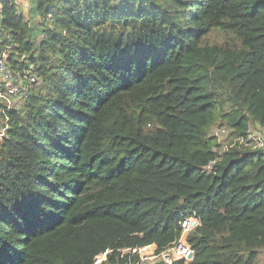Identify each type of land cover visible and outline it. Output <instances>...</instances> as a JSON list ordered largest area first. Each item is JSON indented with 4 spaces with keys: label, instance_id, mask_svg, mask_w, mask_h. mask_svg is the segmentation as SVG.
Here are the masks:
<instances>
[{
    "label": "trees",
    "instance_id": "16d2710c",
    "mask_svg": "<svg viewBox=\"0 0 264 264\" xmlns=\"http://www.w3.org/2000/svg\"><path fill=\"white\" fill-rule=\"evenodd\" d=\"M0 5V53L41 80L0 112V264H126L192 213L190 264H257L264 156L209 131L264 129V0Z\"/></svg>",
    "mask_w": 264,
    "mask_h": 264
},
{
    "label": "built area",
    "instance_id": "2783aa9c",
    "mask_svg": "<svg viewBox=\"0 0 264 264\" xmlns=\"http://www.w3.org/2000/svg\"><path fill=\"white\" fill-rule=\"evenodd\" d=\"M12 46H5L4 50L0 53V103L3 106L0 108V112L5 115L7 111L12 109H20L24 104V101L28 98L29 94L35 90L40 84L41 80L37 77L35 68L33 65H24L22 68H13L9 62V54L12 52ZM22 63V61H20ZM6 128L0 130V139L5 133ZM217 130L218 132L226 134L225 139L220 141L219 134L215 138L218 147H214L213 151L219 148V156L222 152H226L229 149L236 148L241 152H257L264 156V129L258 126L257 130L248 128V131L244 135L237 137L230 136V130L226 129ZM216 160L209 163L204 169L210 171L211 166L219 161ZM199 225V220L194 213L184 217L180 223V234L171 242L168 246L160 251H157L156 246H153L152 250L143 253V250L150 248V246L143 248H126L120 250L121 255H128L130 259L137 256L136 261H130L127 264H154L161 261L162 264H174V261L178 260L183 264H190L195 257L194 248L188 243L187 236ZM96 257L94 264H100L105 255ZM101 258V259H100Z\"/></svg>",
    "mask_w": 264,
    "mask_h": 264
},
{
    "label": "rangeland",
    "instance_id": "374dc122",
    "mask_svg": "<svg viewBox=\"0 0 264 264\" xmlns=\"http://www.w3.org/2000/svg\"><path fill=\"white\" fill-rule=\"evenodd\" d=\"M14 3L16 5L17 13L19 15H21L25 20H29L30 19V14H29L30 0H14ZM213 36H214V39H216L219 42H221L223 40V36H216V35H213ZM39 40L41 41V39H39ZM250 128L253 130H257L258 126L250 124ZM221 129H223L224 131L227 132L226 129H229V128L224 126V125L221 126V125H219V122H216V124L210 129L209 135L213 134V136L217 137L219 134L220 141H223L225 139L226 134H223L220 132H218V134H215L217 132V130H221ZM257 264H264V250H261L259 252Z\"/></svg>",
    "mask_w": 264,
    "mask_h": 264
},
{
    "label": "clouds",
    "instance_id": "9594fccd",
    "mask_svg": "<svg viewBox=\"0 0 264 264\" xmlns=\"http://www.w3.org/2000/svg\"><path fill=\"white\" fill-rule=\"evenodd\" d=\"M150 246H152V245H150ZM153 246H155V245H153ZM141 249V248H140ZM108 253L110 252V251H107ZM105 253V252H104ZM104 253H102L101 255H99V256H102ZM107 253V254H108ZM107 254L105 255V257H104V260L100 263V264H102L104 261H105V259H106V256H107ZM99 256H97V257H99ZM135 257H137V256H135ZM138 258V257H137ZM95 260V259H94ZM133 261V260H132ZM129 263V262H128ZM180 263V262H179ZM94 264V263H93ZM127 264V263H126Z\"/></svg>",
    "mask_w": 264,
    "mask_h": 264
},
{
    "label": "water",
    "instance_id": "95a60500",
    "mask_svg": "<svg viewBox=\"0 0 264 264\" xmlns=\"http://www.w3.org/2000/svg\"><path fill=\"white\" fill-rule=\"evenodd\" d=\"M154 264H162V262H161V261H158V262H156V263H154ZM174 264H180V263H179L178 260H176V261H174Z\"/></svg>",
    "mask_w": 264,
    "mask_h": 264
},
{
    "label": "crops",
    "instance_id": "0c3cea01",
    "mask_svg": "<svg viewBox=\"0 0 264 264\" xmlns=\"http://www.w3.org/2000/svg\"><path fill=\"white\" fill-rule=\"evenodd\" d=\"M150 247H151V248H153V245H152V246H150ZM151 248H148V249L152 250ZM150 250H149V251H150Z\"/></svg>",
    "mask_w": 264,
    "mask_h": 264
}]
</instances>
